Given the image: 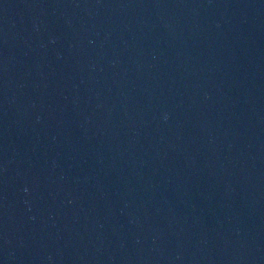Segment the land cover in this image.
Segmentation results:
<instances>
[{
    "label": "water",
    "instance_id": "obj_1",
    "mask_svg": "<svg viewBox=\"0 0 264 264\" xmlns=\"http://www.w3.org/2000/svg\"><path fill=\"white\" fill-rule=\"evenodd\" d=\"M0 264H264V0H0Z\"/></svg>",
    "mask_w": 264,
    "mask_h": 264
}]
</instances>
